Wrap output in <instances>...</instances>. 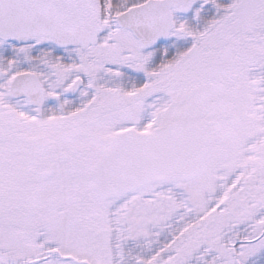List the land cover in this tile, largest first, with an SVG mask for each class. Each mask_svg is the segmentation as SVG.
Segmentation results:
<instances>
[{
    "label": "snow or ice",
    "instance_id": "snow-or-ice-1",
    "mask_svg": "<svg viewBox=\"0 0 264 264\" xmlns=\"http://www.w3.org/2000/svg\"><path fill=\"white\" fill-rule=\"evenodd\" d=\"M0 264H264V0H0Z\"/></svg>",
    "mask_w": 264,
    "mask_h": 264
}]
</instances>
